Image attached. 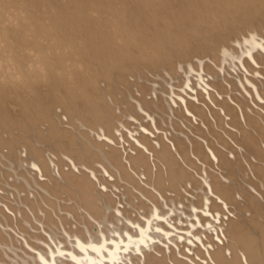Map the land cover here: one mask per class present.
<instances>
[{
    "label": "bare ground",
    "instance_id": "6f19581e",
    "mask_svg": "<svg viewBox=\"0 0 264 264\" xmlns=\"http://www.w3.org/2000/svg\"><path fill=\"white\" fill-rule=\"evenodd\" d=\"M164 1L0 0V264H264V156L238 149L247 163L232 158L233 172L246 167L261 188L238 177L245 189L233 183L236 194V178L204 181L205 162L189 152L193 135L212 132L205 112L218 124L212 94L229 79L243 85L237 64L264 55V38L252 30L264 29V0ZM206 66L220 72L212 91L198 73ZM159 85L194 96L177 108L197 121L193 134L168 138L174 120L162 114ZM130 104L161 117L140 124L145 113ZM59 144H73L74 154ZM232 195L249 199L247 225ZM187 213L195 229L184 224ZM67 239L83 251L63 253Z\"/></svg>",
    "mask_w": 264,
    "mask_h": 264
},
{
    "label": "rangeland",
    "instance_id": "374dc122",
    "mask_svg": "<svg viewBox=\"0 0 264 264\" xmlns=\"http://www.w3.org/2000/svg\"><path fill=\"white\" fill-rule=\"evenodd\" d=\"M167 1H169V0H167ZM164 2H163V5H164ZM18 13L22 14V12H19V11H18ZM231 20H232V22L235 21L234 19H231ZM250 21H252V19H250ZM252 30H257L256 32L262 38H264V29H262L260 27L259 28L258 27H253ZM92 31H93V29H92ZM246 34H250L249 31H247ZM190 49H191V47H190ZM256 52H259V51H256ZM238 53L240 55V52H238ZM256 58L258 59L257 62L247 61L246 60V62L244 64L239 63V64H237L238 66L236 65L237 67L235 66L236 67V71L233 74H234L235 78H237V80L241 79L243 81V85H241V83L240 84L239 83L236 84V83H234V81H231L229 79L228 81H224L222 83L223 87L222 88L220 87L219 91H217V92L215 91L216 93L212 94L214 96V98H215V101L217 102V107H218L217 114H216L217 116L215 115V117H218L217 118V121H218L217 122L218 123L217 126H215L214 123L211 124L210 121L208 119H206V117H204L206 115L205 114L206 112H205L203 114V118L205 120L206 127L208 129H211L212 132L201 133L200 135H193V137H191L192 138V143L194 144L193 145L194 149H193V152L192 151H189V152L191 153V155H194V156L198 155L199 156L198 157L199 161L200 162L201 161L205 162V164L207 166V169H208L207 173H205L206 171H204V172L202 171V173H204V174L201 173L202 178H203V175H204V178L206 180H208L207 179L208 177H210V178L211 177H215V179L221 180V181H223L224 179L230 180L231 177H232V180L234 178H236L235 180L237 181V183L234 180L235 182L232 181V184H231V185L234 186V188H233V186L229 187V189L230 188H231V190L233 189L232 191H234V189L236 191L237 190L236 187H238V189L242 188L241 187L242 182H243L244 185L246 184V188H248V187L250 188L251 186L255 187L257 185V183L253 184V182H252L253 179H255V180L257 179L256 178L257 176H252L251 177V173H247L249 171V169H246V167H245V169L243 168L244 169L243 171H246V173H247L246 175H245V172H243L241 170L242 173H240V171H239L240 176H238L239 174L236 176V174L233 172L234 164L232 162L233 161L232 158H234V159L237 158L239 163H243L242 159H241V156H243V159H245V157L248 158L247 154H248L249 157H250V154H251V156H253V155L260 156V157L264 156V55H261L260 53H256ZM197 60H203V61H205L207 63L211 62V59L208 56H199L197 58ZM117 67L119 69H127L126 67L124 68L123 66H118V64H117ZM199 72L202 73L205 76V78L208 80V83L205 84V89L207 91L215 90V87L221 85V84H215V81H214L215 77H219L220 76V72H219L218 69H216V68L212 69V66L211 67H207L206 66L205 70H200L199 69L198 73ZM227 75L230 76V72H228ZM46 81H48V80L40 81L38 86L41 85V84L47 83ZM159 87H160V89L158 90V93H161L162 95H164V96H162V101L164 102V107L168 111L166 113L164 111H162L163 112L162 114L168 115L167 116L168 117L167 121H168V119L169 120L173 119L174 121H176V123L181 121V122H179V124L181 123L180 127H179V130H177L178 126L173 124L174 121H172V122L169 121V122H167L165 124L167 129L164 130V131L165 132L167 131L166 133H167L168 138L172 137L173 134H175V133L177 135H182L183 134L185 136H187V134H190V133L193 134L192 128H197L196 127L197 121L194 120L195 121L194 122L193 120H190V118L188 119V121L190 123L187 122V121H184V120H187V119H185L184 118L185 116L184 115L182 116L181 112H179L177 110V108L179 106H184V102L187 101V99L190 97L191 93H188L187 91L183 90L182 87L180 88V86L178 87L176 85H175V91L176 92H174V93H172L166 87H162L161 85H159ZM256 89H259L260 98L256 97V91H255ZM191 91L195 92V89H191ZM185 92H187V94ZM153 96H154V94H153ZM172 96L175 97V99H172ZM191 97H194V96L191 95ZM154 98H155V96H154ZM188 106L194 112L196 110H197V112H199L200 108L204 109L203 107H200L198 109L193 104H189ZM128 107L132 111H134V110L137 111V109L134 108V106L131 105V104L128 105ZM157 108H158L157 109L158 113H160L159 112L160 111L159 107H157ZM85 110L87 111V108L86 109H79V111H78L79 115L80 116L82 115V117H85V116H83L84 113H85ZM136 111H134L135 114H136ZM143 112L145 113L144 115L146 116L145 117L146 120H145V118H141L143 114L140 117L138 116V115H140ZM177 113L181 114V116L179 117V115H177ZM47 114L48 113L45 112V115H47ZM137 114L136 115L140 118V120H138V122H140L141 120L144 119L143 121H141L142 123H144L145 121L147 122V118H148V121H149L151 116H152V114H154V115L156 114L155 116L161 117L159 114L157 115V113H155V112H151V114H150L149 112L142 111V112H137ZM190 115H191V113H190ZM138 117H135L133 120L138 119ZM182 117H183V121H182ZM180 118H181V120H180ZM96 120L100 121L99 118L96 119ZM246 121H249V126L248 127H247ZM138 122L137 121H133L134 124H136ZM141 122H140V124H141ZM193 122H194L193 126H190V125H192L191 123H193ZM47 123H49V124L55 123V119L53 117L47 116ZM96 123L98 124V122H96ZM171 123H172V126L175 125L177 128L176 127L174 128V126L171 127ZM183 123H185V125L187 127L185 125L183 126ZM140 124L138 123V124H136V126L135 125L134 126L136 128L138 127L137 129L139 130L141 128ZM167 124H169L170 127L167 126ZM188 126H189V128L192 131H190ZM131 127L133 128L132 124H131ZM184 127H186V128H184ZM180 128H182L183 130L180 129ZM218 128L222 129L223 131L219 132ZM135 129L133 130L134 134L136 132L138 133V130L136 131ZM21 130L25 131L27 133V135L31 133L30 132L31 130L28 128V126H24ZM187 130H189V131H187ZM157 131L160 132L161 130H157ZM177 131H179V133ZM185 131H187L186 132L187 134L185 133ZM10 132H12V131H10ZM166 133H165V135H166ZM168 133L170 135H172V136H169ZM152 135L156 136V134L154 135V133ZM41 136L44 137V134H42ZM155 141H156V139H155ZM238 142L243 144V145L239 144ZM33 144L34 143H32V139L31 138H26L25 143L23 144V147L24 148H28V150H30V148H32ZM238 144L241 145V146L238 147ZM0 146H2V150H5L7 152V146L5 144L4 145H0ZM58 147H59L58 149L62 148L64 151H67L69 154H74L73 153L74 152L73 151L74 150L73 144L72 145L69 144L68 146H64V147L60 146V144H59ZM239 148H241V150L243 149L244 151H246L247 154L244 153L243 151H241V153L242 152L244 153L242 155L240 153V151L238 150ZM35 152L36 153L39 152V149L37 148ZM246 160L247 159L243 160L244 163H247ZM220 162H221V164H220ZM197 165L199 166V162H197ZM213 172H214V175H212ZM241 174L242 175L244 174L245 176H247V178L244 177V179H247L246 181H249L252 178L251 182L249 183L250 185H248L247 183H244V179H243L244 175L241 177ZM205 175H208V177L205 176ZM226 176H228V177H226ZM248 176L251 177V178H249ZM238 177L241 178L242 182L239 180L240 178H238ZM210 178H209V180H210ZM205 179H204V181H206ZM194 180L195 181L199 180V182H200V178H198V177L194 178ZM228 180H227V182H228ZM228 183H231V180ZM233 183H235L236 187H235V185ZM239 183H240V185H239ZM204 184H205V182L203 183V185ZM217 184H219V183H215V185H217ZM243 184H242V186H243ZM201 186L202 185L199 186L201 188V190L198 189V188L197 189H198V191L199 190L201 191V192L199 191V193H202V191H203L202 194H204L205 192H207V189H205L204 187H203L204 189H202ZM205 186L207 187L208 185L205 184ZM243 187H244L243 189H245V186H243ZM258 187L261 188V186H258ZM122 188H124V189H122ZM122 188H121V190H125L126 189V191H127V188H125V187H122ZM253 188H250V189H253ZM259 188H256L257 189L256 191H257V194L260 193V195H261V192H258ZM189 189L193 190L192 187H189ZM262 190H263V187H262ZM253 191H255V190L253 189ZM231 193L232 192L230 191V194ZM207 194H208V192H207ZM236 194H237V191H236ZM243 194L245 195V197L249 198L248 197L249 195H247L245 193H242V195ZM242 195H239V196L240 197H244V195L243 196ZM262 195H261V197L263 198L264 197V193ZM130 196H132V195L130 194ZM237 197L238 196H233L232 195L231 200H235L234 203L236 202V204H237L238 200L239 201H240V199L242 200V201H240V203L238 201L237 206H241L240 208H242L244 210V212H243V210L241 209L242 212L245 213V215L241 213V215L243 217L240 216V218L242 217L241 219L244 220V223H242V224L243 225L244 224L247 225L248 221L250 219L249 218V216H250L249 214L250 213L246 209L245 206L249 205L248 204L249 203V199L246 198V201L248 202L247 203L244 198L242 199L240 197H238V198ZM263 200L264 199L261 200L262 203H259V202H261L260 200L258 201V205L259 206H262V204H264ZM201 201H203V197H202ZM31 203L33 205L29 209L36 210V205H34L35 203L33 202V200H31ZM207 203L211 204L212 202L210 200V203H209V201ZM243 203H247V204L242 205ZM179 204H181V203H179ZM184 205L182 204L180 206H184ZM243 206L245 207V209H244ZM199 210L200 209L198 208L197 211H199ZM233 212L234 211H232V213L230 211H228L227 213L233 214ZM227 213H226V215H227ZM190 215H189V213H187L186 216H187V219H189V217H190L192 219V222L190 221V219L189 220H185L186 216H184V220H183L184 222H187V223H184V224H188L189 227H191L192 226L191 224L197 219V217L196 218L192 217L194 215H192V216H190ZM226 215H224V216H226ZM246 215H247L248 219L245 217ZM226 217H228V216H226ZM174 220H172L173 224H175ZM183 221H180V222H183ZM218 221H220V220H218ZM175 222L178 223V221H175ZM239 222H241V220ZM189 223H191V224H189ZM94 224H96V223H94ZM179 224H180L179 226H183L182 225L183 223H179ZM177 226H178V224H177ZM186 227L187 226L185 225L184 229ZM189 227H187V228L188 229H192L193 226L191 228H189ZM172 228H173V225H172ZM182 229L183 228H179L178 229L179 231L181 230L180 233H182L184 231ZM188 229H186V231L189 232ZM193 229H195V228L193 227ZM218 229H219L218 232L220 233L222 228L221 229L218 228ZM92 230L96 231L97 230V225H92ZM186 231H184V232L187 233ZM215 231L217 233V230H215ZM223 235H224V233H223ZM69 240L70 239L65 240L66 242H64L62 244L63 253L67 254V253H69L70 251H73V250H75L77 252H82L83 251L81 248L76 246V242L73 243V242H70ZM53 248H55V247H53ZM24 257H25V255H24Z\"/></svg>",
    "mask_w": 264,
    "mask_h": 264
},
{
    "label": "snow or ice",
    "instance_id": "6c2138e0",
    "mask_svg": "<svg viewBox=\"0 0 264 264\" xmlns=\"http://www.w3.org/2000/svg\"><path fill=\"white\" fill-rule=\"evenodd\" d=\"M261 51H264V49H261Z\"/></svg>",
    "mask_w": 264,
    "mask_h": 264
}]
</instances>
